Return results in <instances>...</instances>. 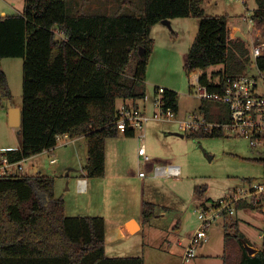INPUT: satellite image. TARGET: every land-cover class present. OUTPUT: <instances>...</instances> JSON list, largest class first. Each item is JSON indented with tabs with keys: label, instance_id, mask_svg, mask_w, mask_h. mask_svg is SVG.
Here are the masks:
<instances>
[{
	"label": "trees",
	"instance_id": "1",
	"mask_svg": "<svg viewBox=\"0 0 264 264\" xmlns=\"http://www.w3.org/2000/svg\"><path fill=\"white\" fill-rule=\"evenodd\" d=\"M203 0H145L139 9L123 0L111 15L86 14L84 8L69 15L67 0H25L23 13L0 15V94L12 100L8 77L2 69L5 58H22V145L7 150L2 158L24 161L54 148L61 136L88 140V178L106 174L107 141L120 135L118 100H145L147 75L153 54V27L164 20L194 17L199 31L189 51L185 69L189 75L202 70L200 81L211 91L216 75L207 70L225 65V75L243 73L249 62L248 48L232 39L227 16L206 14ZM132 8L131 15L123 9ZM253 19L264 28V0H257ZM144 49L141 56L140 50ZM134 63L133 70L129 65ZM264 68V56L259 59ZM159 87H156V90ZM1 101V98H0ZM163 108L178 113V93L165 88ZM200 108L207 121L226 120L227 109L211 113L214 103ZM126 136L134 137L132 131ZM193 139L224 137L222 129L191 130ZM264 167V158L257 160ZM251 182V181H249ZM53 176L16 174L0 176V264H144L143 258H108L106 222L103 217H69L63 197L56 196ZM198 194L208 191L197 187ZM203 205V204H202ZM156 205L143 204V221L156 216ZM258 206L241 201L237 208ZM264 214V206L262 209ZM236 228V223L231 225ZM225 236L224 264H264L263 249L250 254L240 243L232 258ZM234 237L244 238L239 231ZM16 261V262H15Z\"/></svg>",
	"mask_w": 264,
	"mask_h": 264
},
{
	"label": "rangeland",
	"instance_id": "2",
	"mask_svg": "<svg viewBox=\"0 0 264 264\" xmlns=\"http://www.w3.org/2000/svg\"><path fill=\"white\" fill-rule=\"evenodd\" d=\"M84 1L67 0L68 14L77 13ZM105 1L107 2V0ZM133 1L140 9L145 7V0ZM112 2L117 4L108 9L107 13H115L120 9L119 0H112ZM24 7L25 0H0V15L23 13ZM204 8L208 15L227 16L231 32L235 27H239L242 33L248 36V24L244 22L243 18L246 15L249 16L257 8V0H246V4L239 0H206ZM246 9L249 11L247 12ZM85 12L92 14L90 10ZM122 13L131 15L135 12L128 7ZM199 23V19L191 17L188 20L179 19L177 24L175 21L176 25L173 28L164 27L166 29H164L163 36L165 38L167 36L171 40L175 39L172 43L173 48L165 46L161 34L157 39L156 51L151 56L147 75V90L148 96H150L146 109L148 116H153L157 111L155 99L158 96L155 94L154 86L167 87L176 91L179 111L176 117L171 119L166 117L154 119L152 117L146 125L145 147L148 156L152 159L150 166H145L146 177L139 176L137 136L129 137L120 133L119 138H122L120 142L116 138L108 142L107 178L95 181L99 182V185L96 186L97 195L92 196L91 192L87 195H79L75 189L68 194L67 181H64L63 184L59 183L58 193L71 196L69 200L72 204H70L68 212L70 216H88L87 213H91L90 216H101L102 213L113 210L116 215L134 213L135 216L143 219V200L160 206H157V214L165 211V215L159 218L156 215L155 219L153 218L151 222L144 225L142 232L134 236L120 237L117 230L114 231V227L109 225V240L115 239L119 247H128V251H130L121 250L116 255L138 253L145 259L146 254V264H182L177 239H182L186 244L201 227L202 222L199 219L201 204L205 201L211 203L233 195L236 190L246 189L248 187L246 182L249 180L264 181V167L257 161L264 158V151L252 148L247 139L228 134H225L224 137L199 139H193L187 135L190 130L185 129V123L193 120L194 116H200V108L208 104L194 93L192 85L196 80L195 75H189L185 69L186 56L198 34ZM157 28L163 27L158 25ZM174 31H178V33ZM256 34L257 31L253 36ZM239 39L246 44L244 39ZM247 45L249 46L250 43ZM1 65L8 77L12 100H5L0 94V158H2L3 147L7 145L21 147L22 145L20 128H12L9 125V115L11 106L22 107L23 105L24 60L22 58H5ZM134 66L135 64L131 63L128 69L133 70ZM219 72H225V65L213 66L207 71L210 76L214 73L216 78H218ZM213 108L216 107L213 106ZM216 111L217 108L214 109V112ZM59 152L56 156L65 161L64 156L68 150ZM52 157V154L44 152L35 159L24 160L22 162L25 169L23 174H35V166H38L39 171L44 175H52L54 170L55 173H58L61 164L60 162L53 164ZM117 163H121V165ZM156 165L180 166L182 175L178 178L155 177L152 167ZM202 186H207L208 191L200 195L196 188ZM102 196L104 201H102ZM100 198L103 204L100 203ZM78 200L86 203L83 209L78 208L75 204ZM164 207L169 209L164 210ZM238 217L239 219H237ZM237 221L239 233L245 241L234 237L238 230L237 227L232 228L231 225ZM263 232L264 217L261 210L249 207L245 210L236 209L232 218L221 219L217 224L208 228L209 240L205 243V247L202 249L201 246L197 247V256L187 264H215L216 261H204L208 259L204 253L217 254L221 251L224 233L231 234L228 251L232 258L241 253V242L245 249V245L248 243L250 246L255 245L262 250L263 238L261 235ZM136 247V252H133ZM203 249H206L204 253ZM166 251L168 254H164Z\"/></svg>",
	"mask_w": 264,
	"mask_h": 264
},
{
	"label": "built area",
	"instance_id": "3",
	"mask_svg": "<svg viewBox=\"0 0 264 264\" xmlns=\"http://www.w3.org/2000/svg\"><path fill=\"white\" fill-rule=\"evenodd\" d=\"M239 1L246 4V0ZM246 10L249 11V9ZM243 20L248 24L249 33L248 36L244 37V40L246 44L250 43L249 46L247 45L246 58L249 59V62L246 70L241 74L225 75L223 83L221 77L217 78L214 84L221 86V91H211L207 85L201 83L202 70L191 73L196 78L192 85L196 96L202 101L214 103L217 108L214 114L222 113L220 106L221 104L224 105L227 109V113L223 114L226 120L224 122L217 120L209 122L201 114L200 116H194L190 122H186L185 129L190 131L222 129L225 134L245 138L252 148L264 151V68H261L259 64V59L264 56V28H260L256 20L253 19V12L249 16H244ZM256 31V36H253ZM232 32L230 33L231 38H238L236 35L233 36ZM156 91L155 94L158 97L155 99V107L157 111L151 117L148 116L145 108L136 103L123 101L117 109L116 124L119 132L125 134L127 131H132L134 137L137 136L139 142L138 168L141 178L146 177L147 169L145 166H150L152 163L145 147L146 125L152 117L154 119L176 117L175 112L171 109L165 110L163 108L165 88L159 87ZM61 138L62 136L58 141ZM22 162H12L7 157H3L0 161V176L23 173ZM55 162L56 159H53L52 163ZM152 170L155 177L178 178L182 175V169L177 165H156L152 167ZM86 184V179H79L77 182L78 191L85 192ZM241 201L256 206H264V181L249 182L246 189L236 190L233 195L201 206L199 219L202 225L190 240L185 252L184 263L191 262L197 256V247L204 245L209 240L208 228L217 224L221 219L232 218L235 215L237 205Z\"/></svg>",
	"mask_w": 264,
	"mask_h": 264
},
{
	"label": "crops",
	"instance_id": "4",
	"mask_svg": "<svg viewBox=\"0 0 264 264\" xmlns=\"http://www.w3.org/2000/svg\"><path fill=\"white\" fill-rule=\"evenodd\" d=\"M104 1L105 0H85L84 3L82 4V6L79 8V10L81 8H84V11H86V10L89 11L90 10V12L92 14H105V15L114 14V13H107V12H108V9H111V7L114 6L115 3H113L112 0H107V2L106 1L104 2ZM205 1L206 0H203V3H202V7H203L204 10H205V8H204ZM119 2H120L119 8L121 9V5L123 3V0H119ZM133 2L135 3V1H133ZM136 6H137V4H136ZM126 8H128V7H126ZM120 9H118V11ZM91 10H94V11H91ZM3 15H6V14L3 13ZM212 16H220V15H212ZM190 18L191 17H189V18L171 19V20H169V22L171 23V27L173 28V26H175L177 24V21H179V19H187L188 20ZM175 21H176V24H175ZM183 22H185V21H183ZM158 25H162L163 28H157ZM164 27H167V25L162 24V23H159V24H157V25H155L153 27V30H152V38L154 39L153 54L156 51V46L158 45L157 39L160 38L161 34H162L165 46L173 48V44L172 43H174L175 39H173L174 40L173 41L169 37L166 36V38H165L163 36V34L165 33L164 29H166ZM174 32L178 33V31H174ZM232 34H233V36L236 35V37H238V38H241V37L238 36V34L239 35L241 34L243 36L242 39H244V37L246 36L244 33H242V31H241V29L239 27H235V29L232 32ZM188 55H189V52L187 53L186 61L188 59ZM147 86H148V84H147ZM156 87H162V86H154V91H155ZM163 88H167V87H163ZM167 89H169V88H167ZM149 99H150V96H148V90H147V96H146L145 100H139V101H135V102H133L132 100H126V101L129 102V103H136L139 106L147 109V102H149ZM123 101L124 100L119 99L117 105L120 106L123 103ZM16 107L22 109L23 105H22V107L21 106H16ZM214 109H216V108H213L211 113H215ZM201 114L203 116H205L202 113V111L200 110V115ZM213 121H215V120H213ZM209 122H212V121H209ZM118 138H119V136L116 137V139L118 140V142H120L122 140V138H119V139ZM112 139H114V138H112ZM109 140H111V139H109ZM109 140L107 141V148H106V174H105V177H102V178H88L87 177V174H86V171H85V167H86L87 162H88V140H87V138L85 136H82V137H79V138H75V139H71L67 135H64V136H62L61 140L58 141V144L54 148L44 151L46 153H49V154L53 155L52 160L56 159L55 163L60 162V164H61V166L58 168V170H59L58 173H55L56 171L54 170V173H52V175H49V174H46V175L55 177V180H56V196L57 197H63L65 199L67 215H68V212H69V209H70V204H72V203H70L71 201L69 200L71 196L68 197L67 194L60 195L58 193L59 192V183L61 182L63 184L64 181H67L66 184H67V187H68V190H67L68 194L71 193L73 191V189H75L76 190L75 192L77 194H79V195H87L90 192L92 193V196L97 195V191L98 190H96L97 189L96 186L99 185V182H95V181H100V180H103V179L107 178V156H108V142H109ZM18 149H20V146L19 147H15V145H7L6 147H3L2 151L5 152L7 150H18ZM61 150H68V152H67L68 155L65 154L66 156H64L65 157L64 158L65 161L64 160L62 161L59 156H56L57 152L60 153L59 151H61ZM43 153H41V154H43ZM39 155H37L35 157H38ZM35 157H32L30 159H35ZM61 157H62V155H61ZM1 159L2 158H0V161H1ZM30 159H27V160H30ZM52 160H51V162H52ZM117 164L121 165V163H117ZM36 173H42L41 171H39V167L38 166H35V174ZM29 175H32V174H29ZM117 177H119V176H117ZM81 178L82 179L84 178V179L87 180L85 192H79L78 191L77 182ZM249 181H251V180H249ZM249 181L246 182V183L248 184ZM104 200L105 199L103 197L102 201H104ZM143 202L145 203V200H143ZM100 203H102L101 202V198H100ZM144 203H142V204H144ZM205 203H209V202L205 201L202 204H205ZM75 204L77 205L78 208H81V209H83L84 206L86 205V203L81 202V200H78V202L77 203L75 202ZM97 204H99V203H97ZM104 204H105V202H104ZM202 204H201V206H202ZM99 205H101V204H99ZM155 205L158 206L157 204H155ZM105 207H106V205L104 206L103 212L105 211ZM158 207H160V206H158ZM158 207H156L157 218L165 215V211H163V209H162L163 212H161V214H157ZM168 209L169 208H165L164 207V210H168ZM238 209H244L245 210L246 208L245 207H242V208L238 207L237 210ZM256 209H259V210L262 211L263 206L262 205L258 206ZM142 211H143V209H142ZM90 214L91 213H87L88 216H86V215L85 216H82V215L70 216V215H68V216L69 217H103L105 219V222H106V255H107L108 258H143L142 256H139L138 253H136L135 255H129V253H125L123 255H121L119 253V255H116L121 250H124L125 252H130V251H128V247H126V248L119 247L116 244L117 242L115 241V239L112 240V238H111V240H109V225L114 227V231L117 230L118 235L120 237H122V236H125V237L134 236V235L142 232L143 228H144V225L146 223L143 221V219L141 217L135 216L134 213H122V214H117L116 215V212H114L113 210L108 211V213L107 212L106 213H102L101 216H90ZM263 217H264V214H263ZM237 219H239V217ZM151 221H149V222H151ZM149 222H147V223H149ZM130 226H133L135 231L132 232L130 230V228H129ZM236 226H237V230L240 232L238 221L236 223ZM225 236H226V233H224V237H223V247H222L221 251H219L217 254L204 253V250H206V249H203V253L205 254L204 256L208 257V259L204 260V261H216L215 264H224ZM261 237L263 238V234L261 235ZM243 241H245V239ZM177 244H178V247H179L178 251H179L180 256L182 258V264H186V263H184V256H185V252H186V250H187V248H188V246L190 244V241L185 244L182 241V239H179V240L177 239ZM246 245L256 249L257 251L260 250V248H258L255 245H251L250 246L248 243H246ZM204 247H205V244L201 246V249L204 248ZM136 249H137V247L135 249H133V252H136ZM144 253H145V251H144ZM164 254H168L167 251L164 252ZM213 259H215V260H213ZM143 260H144V264H146L147 263L146 254H145V259L143 258ZM201 264H203V263H201Z\"/></svg>",
	"mask_w": 264,
	"mask_h": 264
},
{
	"label": "water",
	"instance_id": "5",
	"mask_svg": "<svg viewBox=\"0 0 264 264\" xmlns=\"http://www.w3.org/2000/svg\"><path fill=\"white\" fill-rule=\"evenodd\" d=\"M162 24H165L167 25L168 27L171 28V23L169 22V20H164L162 21ZM239 37L243 38V36L240 34H238ZM144 49H141L140 50V54L141 56L144 55ZM9 125L12 127V128H20L21 125H22V109L21 108H18V107H15V106H11L10 108V115H9ZM180 136H182L181 134H179ZM130 230L133 232L135 231V229L133 228V226H130L129 227ZM248 252L250 254H253L255 252H257L256 249L252 248V247H249L248 245H245Z\"/></svg>",
	"mask_w": 264,
	"mask_h": 264
}]
</instances>
